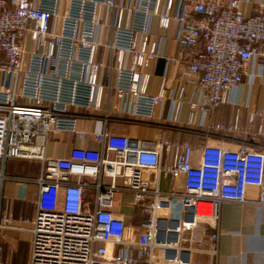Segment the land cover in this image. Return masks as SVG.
I'll return each mask as SVG.
<instances>
[{"label": "built area", "instance_id": "1", "mask_svg": "<svg viewBox=\"0 0 264 264\" xmlns=\"http://www.w3.org/2000/svg\"><path fill=\"white\" fill-rule=\"evenodd\" d=\"M250 1L0 0V230L15 227L1 210L6 160L39 161L34 215L22 219L31 225L27 264H197L199 254L217 256L218 234L197 229L201 221L216 224L222 201L247 202L253 186L252 203L264 205V145L203 144L194 154L186 141L131 138L107 126L110 111L150 120L167 101L172 123L185 104L192 121L197 109L226 104L244 80L264 85V0L245 15L241 5ZM154 17L160 29L175 25L186 83L170 86L162 74L152 93L158 60L179 62L158 51ZM188 86L199 100L187 98ZM76 108L104 113L93 134L100 148L47 156L53 133L78 132ZM256 117L264 119V109L249 113ZM249 135L264 138V125ZM167 174L183 175L182 191L162 190ZM124 192L139 207L138 226L114 209Z\"/></svg>", "mask_w": 264, "mask_h": 264}, {"label": "crops", "instance_id": "2", "mask_svg": "<svg viewBox=\"0 0 264 264\" xmlns=\"http://www.w3.org/2000/svg\"><path fill=\"white\" fill-rule=\"evenodd\" d=\"M257 3L258 0L242 3L243 13H252ZM150 31L157 40L158 51L162 56L175 57L179 61L166 63L163 58L158 60L151 79L150 92H157L162 74L166 75L170 86L178 88L185 84L181 69L186 54L181 52L178 45L175 25L167 30L160 29L157 18L154 17L150 23ZM101 39L107 43V29L103 31ZM106 57L107 50L101 46L96 59L103 62ZM187 98L199 100V95H192L188 86ZM171 109L170 102H165L156 108L154 117L150 120L119 117L117 112L110 111L107 126L111 132L131 138H156L163 134L174 142L186 141L193 146L194 154L199 152L203 144H218L229 148L264 145V138L249 135L259 124L264 125L261 117L249 120L252 110L264 109V85L260 80H255L253 84L244 80L229 93L226 104L206 113L197 109L192 121H189L191 111L188 104L183 106L180 120L176 124L169 119ZM74 111L79 115L78 132L53 133L46 145L47 156L67 157L72 147L100 148L94 141L93 134L102 130L104 113L77 108ZM234 124L237 131L230 132L228 127ZM4 170L9 177L2 184L1 210L12 216L15 227L0 230V259L9 260L11 264H21L28 259L31 240V225L22 219H30L34 215L37 194L34 180L39 174L40 164L35 159L11 158L6 160ZM161 188L164 191H182L183 175L167 174L161 180ZM246 197L247 202L222 201L215 225L206 221L200 222L198 235L208 237L213 232L218 234L217 256L199 254L195 257L197 264H264V205L252 203L258 198L256 187H248ZM116 198L114 209L123 212L128 224L138 226L142 216L139 207L133 205V195L124 192L117 194ZM137 264L146 263L140 260Z\"/></svg>", "mask_w": 264, "mask_h": 264}, {"label": "rangeland", "instance_id": "3", "mask_svg": "<svg viewBox=\"0 0 264 264\" xmlns=\"http://www.w3.org/2000/svg\"><path fill=\"white\" fill-rule=\"evenodd\" d=\"M116 200H117V198L115 197V201ZM124 201H126V200H124ZM27 263H28V259L26 261L22 262L21 264H27Z\"/></svg>", "mask_w": 264, "mask_h": 264}]
</instances>
